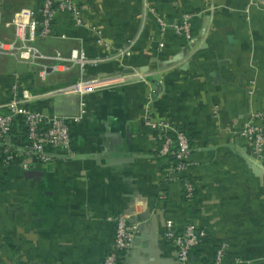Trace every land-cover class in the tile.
Returning <instances> with one entry per match:
<instances>
[{"label":"crops","instance_id":"0c3cea01","mask_svg":"<svg viewBox=\"0 0 264 264\" xmlns=\"http://www.w3.org/2000/svg\"><path fill=\"white\" fill-rule=\"evenodd\" d=\"M80 1L84 21L98 25L112 49L97 44L88 26L59 15L53 36L38 41L40 51L67 55L81 45L94 57L134 39L124 61L102 62L87 72L147 77L24 102L49 114L85 111L71 123L68 157L47 164L27 159L31 167L24 170L0 150V264H103L114 239L112 217L127 207L136 209L141 232L121 264H181L165 235L169 221L177 231L187 224L206 230L207 239L194 251L200 264H213L219 242L227 244L226 261L264 264V158L253 160L241 134L255 113H262L258 122L264 126V0ZM38 3L0 0L1 37L12 40L5 22ZM186 14L192 16V41L172 27ZM159 19L168 25L164 31ZM79 77L75 68L41 81L36 66L0 54V112H7L13 83L44 94ZM147 112L191 138L195 165L183 174L195 185L191 199L180 175L164 180V159L156 151L160 132L147 125ZM15 127L25 128L21 116Z\"/></svg>","mask_w":264,"mask_h":264},{"label":"built area","instance_id":"2783aa9c","mask_svg":"<svg viewBox=\"0 0 264 264\" xmlns=\"http://www.w3.org/2000/svg\"><path fill=\"white\" fill-rule=\"evenodd\" d=\"M83 11L84 5L80 0H39L35 8L16 11L5 22L6 27L13 28L12 40H4L0 33V54L12 56L31 66H36L41 81H46L51 72H66L75 68L80 70L77 81L63 85L52 93H33L28 89H20L18 83L11 85L10 91L13 93V98L3 106L7 112H0V150L7 160L19 161L24 170H29L31 167L27 159L47 164L68 157L72 149L71 123L79 121L85 111L82 106L80 113L75 116L49 114L25 105L26 102L40 95H52L58 92L84 95L123 85L130 80V76L139 80H145L147 77L139 72L133 76L123 71L98 75H89L87 72L89 66H97L102 62L124 61L133 53L134 39L115 48L112 53L94 57H91L81 45L73 47L67 55L59 50L51 54L40 51L37 46L38 41L53 36L54 22L59 15L71 17L77 26H88L95 33L97 44L112 49L111 44L104 38L103 30L98 25H88L84 21ZM191 18L190 14H186L181 23L172 25L176 34L185 36L190 41L195 34ZM159 23L162 31L168 26L160 19ZM206 32L207 28L204 27L202 33ZM164 45V42L160 43V47ZM20 93L23 97L22 102L20 98L18 99ZM18 116L22 118L24 129L17 130L15 127ZM145 118L147 125L158 130L163 139L157 155L163 159L168 155L173 157V161L165 169L166 172H163L164 180L171 179L172 174L180 175L184 196L191 199L194 196L195 185L189 177L183 175L195 165L192 160L191 138L182 127L168 119H156L150 112L146 113ZM259 118H262L261 112L251 115L241 133L250 143L255 162L264 158V126L259 124ZM136 215V209L127 207L112 217L115 224L114 239L103 259V264H121L125 254L135 245V239L141 232V221L136 219ZM166 227V238L176 247L178 261L181 264H200L191 254L192 250L206 239V230L187 224L182 230L177 231L171 221L166 224ZM226 249V243H218L213 264L249 263L247 259L241 257H236L232 262L226 261Z\"/></svg>","mask_w":264,"mask_h":264},{"label":"trees","instance_id":"16d2710c","mask_svg":"<svg viewBox=\"0 0 264 264\" xmlns=\"http://www.w3.org/2000/svg\"><path fill=\"white\" fill-rule=\"evenodd\" d=\"M162 141H163V139H161V137H160V140H159V145H158V147H157V154H158V151H159V149H160V146H161V143H162ZM191 142H192V140H191ZM159 157V156H158ZM173 161V157L172 156H167L165 159H164V163H163V168H162V172H166L165 171V169L167 168V167H169V165L171 164V162ZM161 196H162V194H161ZM206 239H207V237H206ZM206 239H204L202 242H204ZM199 246V245H198ZM198 246H196L193 250H192V257L196 260V261H198L199 263H200V261L198 260V258L195 256V254H194V251L196 250V248L198 247Z\"/></svg>","mask_w":264,"mask_h":264},{"label":"water","instance_id":"95a60500","mask_svg":"<svg viewBox=\"0 0 264 264\" xmlns=\"http://www.w3.org/2000/svg\"><path fill=\"white\" fill-rule=\"evenodd\" d=\"M137 238H138V237H137ZM137 238L135 239V242H136Z\"/></svg>","mask_w":264,"mask_h":264}]
</instances>
